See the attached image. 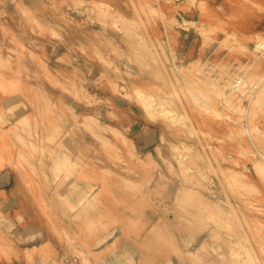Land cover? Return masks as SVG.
<instances>
[{"label": "rangeland", "instance_id": "rangeland-1", "mask_svg": "<svg viewBox=\"0 0 264 264\" xmlns=\"http://www.w3.org/2000/svg\"><path fill=\"white\" fill-rule=\"evenodd\" d=\"M259 40L264 0H0V264H264Z\"/></svg>", "mask_w": 264, "mask_h": 264}, {"label": "bare ground", "instance_id": "bare-ground-1", "mask_svg": "<svg viewBox=\"0 0 264 264\" xmlns=\"http://www.w3.org/2000/svg\"><path fill=\"white\" fill-rule=\"evenodd\" d=\"M256 47L258 48V50H262L263 51V54H264V40H259L257 43H256ZM261 51V52H262ZM263 56V55H262ZM242 78H239L237 79L236 81H234L232 84H231V89H235L240 83H241V80ZM260 83V81H259ZM257 85V84H256ZM263 89V88H262ZM264 90V89H263ZM228 91V90H227ZM226 91V92H227ZM229 92H231V90H229ZM228 98V97H226ZM262 97H260L261 99ZM263 99V98H262ZM256 100V99H255ZM213 114V112H211ZM237 119V118H236ZM232 122H235V121H232ZM225 168V167H224ZM233 170V169H232Z\"/></svg>", "mask_w": 264, "mask_h": 264}]
</instances>
